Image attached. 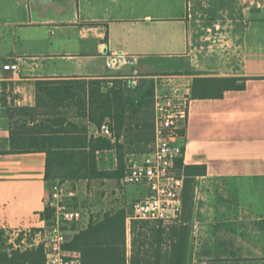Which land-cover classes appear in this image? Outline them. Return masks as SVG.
<instances>
[{
  "label": "crops",
  "instance_id": "0c3cea01",
  "mask_svg": "<svg viewBox=\"0 0 264 264\" xmlns=\"http://www.w3.org/2000/svg\"><path fill=\"white\" fill-rule=\"evenodd\" d=\"M1 63L19 66L0 70L1 230L40 227L51 196L46 153H10L16 124L31 128L54 115L80 122L74 108L39 107V82L124 78L155 88L158 77L173 76L192 94L195 82L236 79L243 90L193 98L180 135L184 165L207 168L195 178L187 264H264V0H0ZM127 130L120 142L133 150ZM90 132L103 136L93 125ZM99 165L115 169V152L101 153ZM66 183L74 206L106 191L103 213L126 206L129 194L150 195L143 186L126 194L111 179Z\"/></svg>",
  "mask_w": 264,
  "mask_h": 264
},
{
  "label": "trees",
  "instance_id": "16d2710c",
  "mask_svg": "<svg viewBox=\"0 0 264 264\" xmlns=\"http://www.w3.org/2000/svg\"><path fill=\"white\" fill-rule=\"evenodd\" d=\"M146 82L150 88L144 98L151 100L152 106L153 81L142 80L136 86L124 78L39 82V107L74 108V117L80 122L72 121L66 115H54L31 128L27 121L17 123L15 131L11 133L10 153H46V181L50 186L54 182L99 179H111L119 183L126 172V156L130 153L145 154L149 150H132L120 142L122 131L129 127L127 112L136 103L144 105L146 102L136 99ZM5 85L0 84V103L3 101ZM244 88L245 85L238 84L236 79L201 80L195 82L192 96L211 97L218 89L216 97L221 98L227 90ZM20 111L29 114L35 123L36 118L29 108H20ZM105 122L110 125L112 138L91 134V125L99 130ZM147 123L140 125L141 131L136 134L135 142H143L144 130L148 129L149 142L152 144L153 115L150 124ZM111 151L115 152L117 167L101 169L99 155ZM206 173L205 166H186L183 158L177 160L175 174L183 176L185 181L180 219L165 225L159 221L132 218L130 250L127 222L132 217V206L126 205L114 212L91 218L86 228L72 226V234L63 247V256L66 259H79L82 264H187L195 178ZM53 215L54 210L46 207L41 218L48 222ZM3 233L4 230L0 229L1 240ZM44 260L42 248L0 252V264H44Z\"/></svg>",
  "mask_w": 264,
  "mask_h": 264
},
{
  "label": "built area",
  "instance_id": "2783aa9c",
  "mask_svg": "<svg viewBox=\"0 0 264 264\" xmlns=\"http://www.w3.org/2000/svg\"><path fill=\"white\" fill-rule=\"evenodd\" d=\"M18 69L17 63L0 64L3 71ZM174 78L160 76L155 80L153 142L142 157L128 158L125 175L119 182L121 189L143 186L150 192L149 196L131 205L132 217L128 222L133 218L169 225L179 220L183 211L185 181L183 176L175 174V165L184 154L179 140L181 132L189 125L194 99L188 89L174 82ZM100 132L103 136H112L108 123L101 126ZM50 191L47 207L54 210L51 220L47 222L41 218L40 227L7 232L8 252L42 248L44 264H82L79 259L63 256V247L72 234L71 227L84 218L83 209L69 207V201L77 197L76 191L66 182H54Z\"/></svg>",
  "mask_w": 264,
  "mask_h": 264
},
{
  "label": "rangeland",
  "instance_id": "374dc122",
  "mask_svg": "<svg viewBox=\"0 0 264 264\" xmlns=\"http://www.w3.org/2000/svg\"><path fill=\"white\" fill-rule=\"evenodd\" d=\"M130 73H132L130 71ZM150 88V85L146 82L144 88L140 90V92L137 94L136 99H138V102L142 99H144L146 102L144 105H140V103H136V105L129 109L127 112V120H130V125L127 128V136L131 135V138H129L132 141V145H134V149L137 150H148L151 146L149 142V131L148 129L144 130L145 133V140L141 143L135 142L136 134L141 131L139 128L140 125L143 124V122H148L150 124L151 118H152V107H151V100L145 99L144 95L146 94L147 90ZM163 89V88H162ZM147 123V124H148ZM148 128V127H146ZM102 187V186H101ZM108 189L110 191L111 187L108 186ZM125 189V188H124ZM103 190V189H102ZM125 193L129 194L127 189H125ZM82 194V193H81ZM106 194V191H101L100 189L96 188L95 195L92 198L87 197V199H83L82 197H79L77 200L78 206H74V204L69 201V207L70 208H82L84 211V219L82 222H79L77 224H74L73 227L81 228L83 226V222L88 220L92 216H96V218L100 215H103V209L101 207V200L104 198ZM126 205L131 206L133 202H135L134 199H132V195L129 194V197H126ZM2 240L0 239V252L3 250H8L10 248V245L8 244V237L7 232L4 230V233L2 235Z\"/></svg>",
  "mask_w": 264,
  "mask_h": 264
},
{
  "label": "water",
  "instance_id": "95a60500",
  "mask_svg": "<svg viewBox=\"0 0 264 264\" xmlns=\"http://www.w3.org/2000/svg\"><path fill=\"white\" fill-rule=\"evenodd\" d=\"M123 61H124V59L121 58V59L118 61V63L115 64V67H116V68H119V67L123 64ZM108 64H109V66H113V61H112V59H109Z\"/></svg>",
  "mask_w": 264,
  "mask_h": 264
}]
</instances>
